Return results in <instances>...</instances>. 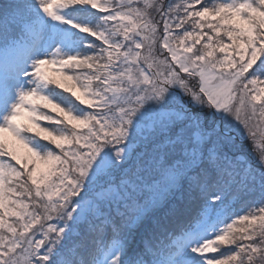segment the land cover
Wrapping results in <instances>:
<instances>
[{"label": "snow or ice", "instance_id": "1", "mask_svg": "<svg viewBox=\"0 0 264 264\" xmlns=\"http://www.w3.org/2000/svg\"><path fill=\"white\" fill-rule=\"evenodd\" d=\"M0 264H264V0L0 4Z\"/></svg>", "mask_w": 264, "mask_h": 264}, {"label": "trees", "instance_id": "2", "mask_svg": "<svg viewBox=\"0 0 264 264\" xmlns=\"http://www.w3.org/2000/svg\"><path fill=\"white\" fill-rule=\"evenodd\" d=\"M215 1L218 3L221 2V0H213V2H215ZM4 2H5V0H0V4H2ZM259 138L260 137H258V139ZM245 140H248V139H245ZM240 151L246 157V155L243 152L241 147H240ZM246 152L248 153V151H246ZM248 159L253 164L251 157H248ZM13 163H15V162L13 161ZM177 195H180V194L178 193ZM259 196H260V191H259V185L257 184L255 188L250 189L248 192L244 193L239 199H237L235 207L240 208L241 206H244L247 209L253 201H255L259 198ZM184 204L187 205V211L191 214H195V212L198 210V202L195 201V199L193 197H189L187 194H185V197H184ZM242 214H247V211H245ZM173 227L178 228V223L174 222ZM164 242L166 243L167 241L165 240ZM231 247H234V246H231ZM223 251L229 252L228 247H226L225 250H223Z\"/></svg>", "mask_w": 264, "mask_h": 264}, {"label": "rangeland", "instance_id": "3", "mask_svg": "<svg viewBox=\"0 0 264 264\" xmlns=\"http://www.w3.org/2000/svg\"><path fill=\"white\" fill-rule=\"evenodd\" d=\"M214 3H218V2H214ZM157 19H159L157 17ZM49 67V72L50 74L52 75H58V72H59V65H51V66H48ZM69 75H71V73H68ZM255 120V118H253ZM260 139V138H259ZM238 144L240 145V147L242 148L243 152L245 153L247 159L248 157H251L252 161H253V166L256 167V168H259V163L256 159V154H254L253 152V145L251 143L250 140H245L243 138H241L239 141H238ZM248 151V153L246 152ZM249 160V159H248ZM248 214V213H247ZM243 223L244 222H238V224L236 225L237 228L239 227H242L243 226ZM226 247L222 248V249H219L217 251V253H210L209 255H216V256H219V253L223 250H225ZM225 254L227 255H230V252H226V251H223Z\"/></svg>", "mask_w": 264, "mask_h": 264}]
</instances>
